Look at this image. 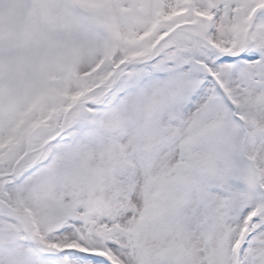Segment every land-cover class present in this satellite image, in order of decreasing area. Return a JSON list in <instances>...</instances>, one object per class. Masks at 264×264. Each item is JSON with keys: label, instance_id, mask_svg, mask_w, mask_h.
<instances>
[{"label": "snow or ice", "instance_id": "obj_1", "mask_svg": "<svg viewBox=\"0 0 264 264\" xmlns=\"http://www.w3.org/2000/svg\"><path fill=\"white\" fill-rule=\"evenodd\" d=\"M0 264H264V0H0Z\"/></svg>", "mask_w": 264, "mask_h": 264}]
</instances>
